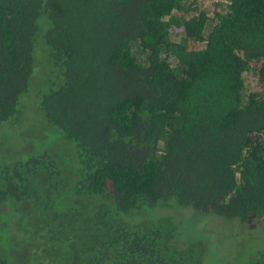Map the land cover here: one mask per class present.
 <instances>
[{
	"label": "trees",
	"instance_id": "trees-1",
	"mask_svg": "<svg viewBox=\"0 0 264 264\" xmlns=\"http://www.w3.org/2000/svg\"><path fill=\"white\" fill-rule=\"evenodd\" d=\"M200 4L0 0V122L40 60L58 82L23 133L42 144L0 146V264H200L172 206L264 239V0Z\"/></svg>",
	"mask_w": 264,
	"mask_h": 264
},
{
	"label": "rangeland",
	"instance_id": "rangeland-1",
	"mask_svg": "<svg viewBox=\"0 0 264 264\" xmlns=\"http://www.w3.org/2000/svg\"><path fill=\"white\" fill-rule=\"evenodd\" d=\"M221 0H199L200 6L207 9L212 18L213 2ZM213 19L207 21L208 27L213 24ZM201 43L199 44V46ZM36 52V51H35ZM40 55V52H38ZM44 62H46L44 60ZM40 60L38 68L29 79V89L22 94L17 105L15 120H4L0 122V146L11 152L23 151L24 144L30 146L29 151L42 144L43 138L23 135L24 132L30 133L37 128L39 102L44 93L52 85L51 83L53 68ZM56 80V79H55ZM54 80V81H55ZM245 89L257 90L258 86L251 75H245ZM38 134V133H37ZM36 134V135H37ZM53 139L54 143H59L58 135L47 131L46 137ZM29 137V138H28ZM46 137L44 139H46ZM22 149V150H21ZM26 150V149H24ZM155 216L175 221L178 225L180 238L185 240L187 237H196L204 242L205 254L200 264H242L246 262L249 253L255 250H264V239L258 238L259 223L257 220L246 223H239L236 220H227L218 216L205 214L192 207L158 208ZM243 224V225H240ZM263 237H264V231Z\"/></svg>",
	"mask_w": 264,
	"mask_h": 264
}]
</instances>
